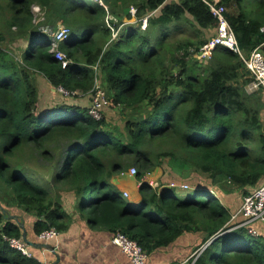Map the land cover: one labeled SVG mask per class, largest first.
Masks as SVG:
<instances>
[{
  "label": "trees",
  "instance_id": "16d2710c",
  "mask_svg": "<svg viewBox=\"0 0 264 264\" xmlns=\"http://www.w3.org/2000/svg\"><path fill=\"white\" fill-rule=\"evenodd\" d=\"M205 1L227 8L246 55L258 47L264 56V0L255 7L244 0H102L106 8L83 0H0V42L9 32L27 40L20 55L0 46V264H44L7 239L22 238L18 216L35 218L36 236L50 228L67 230L76 212L64 209L63 194L77 198L78 212L88 211L90 229L121 232L148 255L186 233H199L200 245L209 243L192 264H264L263 235L252 236L230 221V209L208 186L153 188L144 179L159 165L155 160L169 156L179 169L187 167L183 177L192 170L222 190L229 186L247 195L263 183L264 97L244 91L239 79L250 73L243 61L217 46L204 59L205 73L188 68L189 57L194 67L203 60L196 56L208 41L202 32L217 29ZM35 5L43 12L38 22ZM108 15L118 38H111ZM183 24L196 38L172 42ZM62 26L68 34L56 48L66 56L65 67L50 51ZM177 63L179 73L169 77ZM94 66L103 75L109 106L125 113L122 129L104 115L94 119L78 104L41 108L37 75L53 89L88 94ZM161 145L170 148L161 152ZM131 164L139 183L135 203L124 202L115 186ZM12 206L20 213L12 214Z\"/></svg>",
  "mask_w": 264,
  "mask_h": 264
},
{
  "label": "built area",
  "instance_id": "2783aa9c",
  "mask_svg": "<svg viewBox=\"0 0 264 264\" xmlns=\"http://www.w3.org/2000/svg\"><path fill=\"white\" fill-rule=\"evenodd\" d=\"M99 4L103 5L106 8V5L103 4L102 0H95ZM209 6L210 13L215 19H217V29L213 36H211L207 43L204 44L199 53H197V59H206L211 57L212 51L217 46H222L233 53L237 54L239 58L243 61L246 70L249 71L251 76V81L249 82L250 92L260 91L264 97V56L261 53L260 49L257 47L253 49L248 55L240 48L235 34L229 25V22L226 18L227 8L216 2L205 1ZM34 7V6H33ZM40 10V9H39ZM129 11L132 15L135 13V9L130 7ZM112 15H108L106 18V24L112 31V39L117 38L119 35V29H114L110 21L113 20ZM147 25V17L142 19L141 27L145 29ZM264 31V27L261 28ZM68 34V29L65 27H60L54 32V39L51 44V51L55 52L54 57L62 62V66L65 67L67 64L66 56L63 52L57 50L58 41L64 40ZM96 68V66H94ZM58 90L63 95H74L77 94V91L68 92L61 86ZM91 101L88 106V113L96 120L102 118L103 112L102 108L109 106L110 102L106 96V93L102 86L99 83H95L92 89ZM137 173L136 167L132 166L127 171H122L120 176L123 177L128 175L130 177L135 176ZM149 185L153 188L156 187L155 183L151 180L148 181ZM187 186V185H186ZM125 198L128 197L127 192H123ZM240 218V219H238ZM230 221L236 222L237 227H245L247 233L252 236H259L260 233L256 228L252 227V224L255 222H260L264 226V183L252 189L250 193L243 197L242 204L240 208L234 212L231 216ZM59 231L55 228H50L41 232L38 235L40 241H51L57 238ZM12 248L18 250L27 257H34L32 252L33 247L26 243L22 238H9L7 239ZM112 244L118 246L122 253H124L130 260L131 264H145L148 259V253L145 252L142 247L137 243V241L129 238L127 235L117 232L115 235H112L111 238ZM207 242L205 245H207ZM35 258V257H34ZM36 259V258H35ZM176 264H187L186 261L179 262Z\"/></svg>",
  "mask_w": 264,
  "mask_h": 264
},
{
  "label": "rangeland",
  "instance_id": "374dc122",
  "mask_svg": "<svg viewBox=\"0 0 264 264\" xmlns=\"http://www.w3.org/2000/svg\"><path fill=\"white\" fill-rule=\"evenodd\" d=\"M83 1H84V4H92V2H96L95 0H83ZM171 1L172 0H167V2H171ZM242 3L243 5L255 7V5H260L261 1L260 0H244L242 1ZM228 11L234 12L235 10L232 7H230ZM33 12H34L36 22L42 20L41 16L43 12L39 10L38 6L35 5L33 7ZM125 20H127L126 22L135 21L134 18H131L129 20L125 19ZM177 30H178L177 32L173 31L175 33V36L174 38L171 39L172 42H175L176 40L177 42H183L184 40L188 38H193V39L196 38L194 29L192 27H189L186 24L181 25V28L178 27ZM214 33L215 32L210 28L202 32V37L203 39H209L211 35L212 36L214 35ZM119 35L117 36V38L119 37ZM26 45H27V40L24 37L18 36L17 38L15 34H12L10 32L8 34L6 33L5 40L0 42V46L11 50L14 54H17V55H20L21 50L25 48ZM51 50L52 49L50 48V51ZM191 57H189L190 62L188 64V68H192L195 72L199 74L205 73L207 69V62H205V60L203 59L202 61H199L200 65L197 62V65H195L194 67L193 66L194 59H192L194 56L192 58ZM180 68L181 66L178 63H177V66L173 65L170 69L169 77L170 75L177 76ZM93 69L96 70V68L94 67ZM101 75L102 74L97 68L95 83H99L100 85H101V81L103 80L101 79L103 75L102 76ZM249 77H250L249 74H247L239 79L240 82H243L242 86L247 95L253 94V92H250L249 87H248L249 82L251 81V78L248 81ZM35 80H36V85L39 89V94H40L39 103L41 105V108H44L47 106H54V105H58L61 103L78 104L84 107H88L90 104L92 93L82 94L78 92L77 94L67 96V95L61 94L58 90L51 88L47 84L46 80L40 75H37L35 77ZM102 112H103V115L108 119L109 124L112 127L116 126V127H120V129L123 128L125 113L122 110H120L119 108H112L110 106H105L102 108ZM261 117L264 119V111H262ZM155 148H154L155 152L158 151V148L161 149V152H163L165 150H168L170 147L169 145H161V146H158V148L156 149ZM170 150L171 151L174 150V147L172 144H171ZM156 153H160V152H156ZM155 162L156 164L159 162V165L158 166L156 165L153 169L149 170L144 175V179L147 182L152 180L155 183V185L164 183L170 186L177 187L180 190H185L186 188L191 189V187H193V185L195 186L196 184H200V186H208L207 188H209L211 191L216 192L217 195L215 197L218 198L223 205H225L227 208L230 209L231 214H233L240 208L242 201H243V197L245 196L244 194H242L240 189L225 186V190H222L219 188L220 186L219 187L215 186L209 177L202 175V174H198L197 172H194L192 170L189 171L190 173L188 174V177H183L181 173L186 172L185 170L187 169V167L183 164L180 166L182 169H179L178 167L180 165L179 162L172 160L169 156H160L157 160H155ZM130 166H134V165L131 164ZM123 178L133 179L134 181H137L135 176L130 177L128 175H125L123 176ZM108 189H112V187L109 185ZM127 193L128 195H130L129 191H127ZM122 200L124 202L129 203V199L123 196H122ZM8 209L10 210V212H12V214L20 213L17 210V208H15L14 206L8 207ZM26 218H29V217H26ZM252 227L256 228V230L261 235H263L264 226L262 224H260L259 226L258 224L254 223L252 224ZM191 241L192 239L187 244L188 249L186 251V255L184 258L186 259L185 261L187 264H192V262L199 256V254L206 247V245H200L201 244L200 239L197 242H191ZM191 259H192V262L190 263Z\"/></svg>",
  "mask_w": 264,
  "mask_h": 264
},
{
  "label": "crops",
  "instance_id": "0c3cea01",
  "mask_svg": "<svg viewBox=\"0 0 264 264\" xmlns=\"http://www.w3.org/2000/svg\"><path fill=\"white\" fill-rule=\"evenodd\" d=\"M264 183V180H263ZM120 192H130L127 199L135 203L139 199V183L133 179L120 178L115 183ZM213 193L215 191H212ZM216 194V192H215ZM64 209L74 214L69 228L58 233L56 239L45 242L35 235L32 224L34 217H21L23 232L30 242L47 243L51 248H31L34 257L44 264H131L129 258L121 252L120 248L111 242L112 234L105 230H92L86 223L88 211L78 212L75 207L77 198L74 195L62 196ZM75 211V212H74ZM233 212V211H232ZM29 217V218H26ZM260 226V224H258ZM264 235V228H263ZM201 234L186 233L166 248L158 249L148 255L145 264H176L186 259L187 244L197 242Z\"/></svg>",
  "mask_w": 264,
  "mask_h": 264
},
{
  "label": "water",
  "instance_id": "95a60500",
  "mask_svg": "<svg viewBox=\"0 0 264 264\" xmlns=\"http://www.w3.org/2000/svg\"><path fill=\"white\" fill-rule=\"evenodd\" d=\"M0 207H1V204H0ZM9 217H13L12 215H9ZM22 239L26 242V243H28L31 247H33V248H35V247H44V248H51V246L49 245V244H47V243H35V242H30V241H28L27 240V238H26V233H25V231L23 232V234H22Z\"/></svg>",
  "mask_w": 264,
  "mask_h": 264
}]
</instances>
